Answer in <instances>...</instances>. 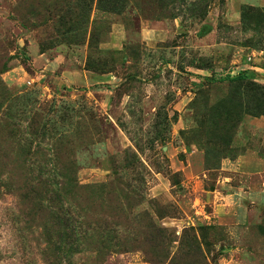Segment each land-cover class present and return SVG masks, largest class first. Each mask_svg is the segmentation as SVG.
Returning a JSON list of instances; mask_svg holds the SVG:
<instances>
[{
	"label": "rangeland",
	"instance_id": "1",
	"mask_svg": "<svg viewBox=\"0 0 264 264\" xmlns=\"http://www.w3.org/2000/svg\"><path fill=\"white\" fill-rule=\"evenodd\" d=\"M259 89L264 0H0V264H264Z\"/></svg>",
	"mask_w": 264,
	"mask_h": 264
},
{
	"label": "crops",
	"instance_id": "2",
	"mask_svg": "<svg viewBox=\"0 0 264 264\" xmlns=\"http://www.w3.org/2000/svg\"><path fill=\"white\" fill-rule=\"evenodd\" d=\"M263 1V0H262ZM147 34V41L157 43L160 41L165 40L167 37V31L165 30H156L153 31L151 29H147L145 31ZM241 168H244L246 172H249L248 174H253L257 172H261V170L264 169V161L261 159H258L257 157H251L248 154L243 157V162L240 160V165Z\"/></svg>",
	"mask_w": 264,
	"mask_h": 264
},
{
	"label": "trees",
	"instance_id": "3",
	"mask_svg": "<svg viewBox=\"0 0 264 264\" xmlns=\"http://www.w3.org/2000/svg\"><path fill=\"white\" fill-rule=\"evenodd\" d=\"M246 8H248V7H246ZM237 79L242 80L243 79V76L239 75V76H237ZM259 91H260V89H259ZM254 100H255V105H256L255 106V110L253 112H250V114L251 113H253L252 115H254V114L255 115L264 114V90L263 89H261L259 96H256L254 98ZM223 104H226L227 106H228V104L231 105V100L228 101L226 99L223 102ZM244 109H245V113H246L247 112V108H244Z\"/></svg>",
	"mask_w": 264,
	"mask_h": 264
}]
</instances>
